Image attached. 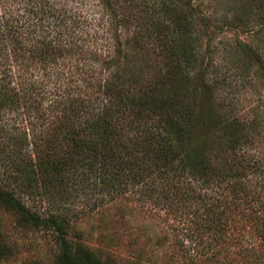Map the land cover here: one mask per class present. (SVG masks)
Masks as SVG:
<instances>
[{"label": "trees", "instance_id": "16d2710c", "mask_svg": "<svg viewBox=\"0 0 264 264\" xmlns=\"http://www.w3.org/2000/svg\"><path fill=\"white\" fill-rule=\"evenodd\" d=\"M97 1L103 17L85 0L39 3L42 89L28 90L40 95L29 106L40 123L23 144L1 145L0 209L52 234L54 264H115L70 239L67 223L78 217L68 206L79 192L97 204L131 196L163 213L174 239L164 249L165 236L156 238L161 264H264V166L244 153L264 124L219 99L230 75L204 63L205 18L193 0ZM223 1L220 20L259 27L261 42L264 0ZM98 30L112 51L94 45ZM258 49L239 43L235 75L252 59L263 66ZM13 256L0 225V261Z\"/></svg>", "mask_w": 264, "mask_h": 264}, {"label": "rangeland", "instance_id": "374dc122", "mask_svg": "<svg viewBox=\"0 0 264 264\" xmlns=\"http://www.w3.org/2000/svg\"><path fill=\"white\" fill-rule=\"evenodd\" d=\"M85 1L89 13L93 10L98 17H103V9L97 6V0ZM40 2L0 0V148L2 144L12 147L22 143L20 139L30 134L34 127L32 123L38 121L39 114L29 106L35 98L39 102L40 95L28 88L32 82H37V91L41 92L42 89L38 55L41 48ZM193 6L197 16L204 17L209 26L202 37L204 63L214 64L218 71L216 75L227 72L230 75L219 92V99L235 117L251 120L258 115L264 124V28L260 33L261 42L258 40L257 43L254 31L259 27L248 31L238 22L223 23L220 20L226 8L223 0H193ZM93 30H90L91 33ZM103 32L98 30L94 45L112 51L110 39L105 40L101 36ZM239 43H252L253 48H261L263 53V66L260 68L252 59L250 70L243 78L235 75L237 70L231 64L232 53ZM154 46L148 43L145 47L144 54L151 62L156 60L152 51ZM212 71L209 66V75ZM38 125L36 132L40 131ZM244 153L246 160L256 163L258 167L264 166V125L245 146ZM0 159H5L1 150ZM84 195L76 193L68 206L69 211L78 217L74 223H67L70 239L74 243L88 247L100 259L115 264H161V260L155 259L161 253L155 244L156 238L165 236L164 249L174 239L171 222L163 217V213L148 204L136 202L131 196L97 204L92 195ZM23 201L35 211L45 209L47 204L28 197ZM0 225L4 242L14 252L11 259L0 261V264H54L58 248L51 233L24 228L15 215L3 209H0Z\"/></svg>", "mask_w": 264, "mask_h": 264}]
</instances>
